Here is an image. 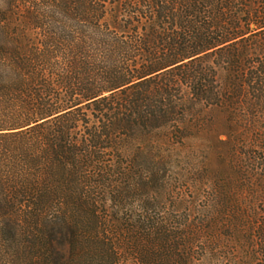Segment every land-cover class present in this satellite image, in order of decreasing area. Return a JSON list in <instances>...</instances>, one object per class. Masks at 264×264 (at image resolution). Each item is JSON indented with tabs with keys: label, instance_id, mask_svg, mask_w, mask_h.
I'll use <instances>...</instances> for the list:
<instances>
[{
	"label": "trees",
	"instance_id": "trees-1",
	"mask_svg": "<svg viewBox=\"0 0 264 264\" xmlns=\"http://www.w3.org/2000/svg\"><path fill=\"white\" fill-rule=\"evenodd\" d=\"M262 99L264 0H0V264H264Z\"/></svg>",
	"mask_w": 264,
	"mask_h": 264
},
{
	"label": "rangeland",
	"instance_id": "rangeland-1",
	"mask_svg": "<svg viewBox=\"0 0 264 264\" xmlns=\"http://www.w3.org/2000/svg\"><path fill=\"white\" fill-rule=\"evenodd\" d=\"M264 111V99L259 104L258 110ZM200 121L208 124L214 122L217 130L203 134L198 139V148L190 166L194 168V182L197 187V204L199 206H211L215 204V198H225L227 200V145L219 140L226 136L221 133L225 130L224 114L220 110L205 109ZM259 123L264 136V113ZM264 143V141H263ZM239 148V146L237 147ZM186 168V164H184ZM223 192V193H222Z\"/></svg>",
	"mask_w": 264,
	"mask_h": 264
}]
</instances>
